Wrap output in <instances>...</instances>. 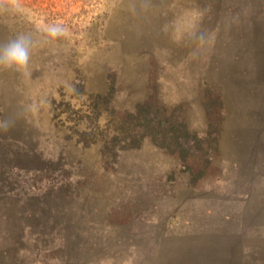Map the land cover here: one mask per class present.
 I'll return each mask as SVG.
<instances>
[{
    "label": "rangeland",
    "instance_id": "rangeland-1",
    "mask_svg": "<svg viewBox=\"0 0 264 264\" xmlns=\"http://www.w3.org/2000/svg\"><path fill=\"white\" fill-rule=\"evenodd\" d=\"M18 33L0 264H264V0H0V42ZM138 111L181 139L161 148Z\"/></svg>",
    "mask_w": 264,
    "mask_h": 264
},
{
    "label": "clouds",
    "instance_id": "clouds-1",
    "mask_svg": "<svg viewBox=\"0 0 264 264\" xmlns=\"http://www.w3.org/2000/svg\"><path fill=\"white\" fill-rule=\"evenodd\" d=\"M48 38L56 40L66 33V29L59 22L46 26ZM33 40L29 34L18 33L5 42H0V68L22 71L30 61Z\"/></svg>",
    "mask_w": 264,
    "mask_h": 264
},
{
    "label": "trees",
    "instance_id": "trees-1",
    "mask_svg": "<svg viewBox=\"0 0 264 264\" xmlns=\"http://www.w3.org/2000/svg\"><path fill=\"white\" fill-rule=\"evenodd\" d=\"M135 119L144 126L148 132V135L151 136L152 140L155 144L160 146L161 148L164 146H168L167 142L170 140H174L177 143L181 137L179 136L180 130L175 128L171 123V116L166 114L165 112H160L158 114H151L138 111V113L134 114ZM142 119V120H141ZM138 123V124H140ZM142 135H140L141 138ZM195 139L187 140L186 142H182L183 148L180 153V158L183 161H186L191 156V146L190 144H194Z\"/></svg>",
    "mask_w": 264,
    "mask_h": 264
}]
</instances>
